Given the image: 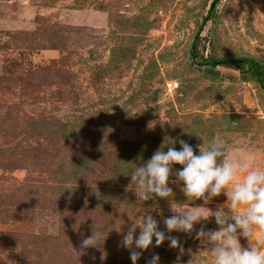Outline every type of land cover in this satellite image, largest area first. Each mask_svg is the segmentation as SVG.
Listing matches in <instances>:
<instances>
[{
    "label": "rangeland",
    "instance_id": "1",
    "mask_svg": "<svg viewBox=\"0 0 264 264\" xmlns=\"http://www.w3.org/2000/svg\"><path fill=\"white\" fill-rule=\"evenodd\" d=\"M214 3L0 0V264H132L121 246L132 223L149 211L166 231L171 206L203 203L182 182H170L171 205L137 199L130 175L163 144L179 150L184 140L199 154L222 137L229 156L264 167L261 85L241 64L199 65L264 66V0ZM94 231L99 246L82 250ZM171 235L200 248L195 233ZM254 240L264 246V232ZM153 254L189 259L165 241L137 264Z\"/></svg>",
    "mask_w": 264,
    "mask_h": 264
},
{
    "label": "clouds",
    "instance_id": "2",
    "mask_svg": "<svg viewBox=\"0 0 264 264\" xmlns=\"http://www.w3.org/2000/svg\"><path fill=\"white\" fill-rule=\"evenodd\" d=\"M175 143L167 146L166 151L163 144L146 163L132 171L131 184L136 187L137 199L147 202L160 198L171 205L170 198L175 193L170 182H182L185 196L203 203L175 209L171 206L173 215L163 220L166 231L160 229L149 211L142 222L132 223L121 241V246L130 252L132 264H137L143 251L158 248L165 241L178 250V259L188 255L187 264H209V257L211 264H264V246L254 240L258 229L264 232V167L229 156L222 137H214L207 147L199 145V154L184 140L179 141V150ZM176 165L182 167L177 169ZM222 194L226 203L215 210L208 207ZM213 218L217 227L206 229ZM173 232L189 236L195 233L199 250L186 251L179 238L171 235ZM242 237L249 242L248 246L241 244ZM99 240L100 234L94 231L82 241V250L99 246ZM146 264H161V258L153 254Z\"/></svg>",
    "mask_w": 264,
    "mask_h": 264
},
{
    "label": "trees",
    "instance_id": "3",
    "mask_svg": "<svg viewBox=\"0 0 264 264\" xmlns=\"http://www.w3.org/2000/svg\"><path fill=\"white\" fill-rule=\"evenodd\" d=\"M221 0H215L214 5L216 6ZM214 8L211 10L209 13V16L205 19V22H209L211 18V14L213 13ZM192 56L194 59H198V54H197V46L195 45L192 49ZM237 64H241L247 67V71L251 79L254 81L258 82L263 91H264V66L261 62H259L256 59L253 58H230V59H224V60H219L216 58H208V59H203L202 62L199 63L200 66L202 67H212V68H217L219 66H234ZM73 131H75L73 127Z\"/></svg>",
    "mask_w": 264,
    "mask_h": 264
}]
</instances>
